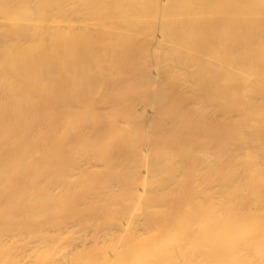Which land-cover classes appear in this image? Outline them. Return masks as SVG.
I'll return each mask as SVG.
<instances>
[{"label": "bare ground", "instance_id": "6f19581e", "mask_svg": "<svg viewBox=\"0 0 264 264\" xmlns=\"http://www.w3.org/2000/svg\"><path fill=\"white\" fill-rule=\"evenodd\" d=\"M0 3V264H50L29 255L56 200L39 178L150 141L168 169L134 197L170 218L134 226V264H264V0Z\"/></svg>", "mask_w": 264, "mask_h": 264}, {"label": "rangeland", "instance_id": "374dc122", "mask_svg": "<svg viewBox=\"0 0 264 264\" xmlns=\"http://www.w3.org/2000/svg\"><path fill=\"white\" fill-rule=\"evenodd\" d=\"M160 77V72L154 71L149 79ZM94 143L96 145V140ZM139 145L140 151L123 153L93 148L54 174L52 177L56 181L53 183L39 178L31 185V194H45L56 199L47 204L44 215L37 217L29 227L32 259L42 254L50 264L53 261L75 264L84 256L104 248L109 251L114 264L136 263L138 256L132 257L136 251L128 250L126 245L144 230L137 232L134 226L146 222L153 226L157 220L168 221L170 218L169 208H162L165 210L162 218L157 213L161 209L159 206L149 203V209L153 211L147 213L142 202L134 197L141 192L152 195L160 190L158 180L165 174H160L155 165L162 163L168 169L166 162L169 159L157 155L153 141ZM125 156L123 166L121 161ZM103 191L107 195L103 196V202H98ZM36 211L32 209V212ZM4 239L7 242L8 237Z\"/></svg>", "mask_w": 264, "mask_h": 264}]
</instances>
